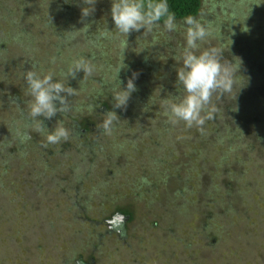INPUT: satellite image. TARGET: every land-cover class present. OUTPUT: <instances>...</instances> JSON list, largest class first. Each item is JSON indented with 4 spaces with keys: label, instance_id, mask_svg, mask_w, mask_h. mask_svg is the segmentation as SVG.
<instances>
[{
    "label": "rangeland",
    "instance_id": "obj_1",
    "mask_svg": "<svg viewBox=\"0 0 264 264\" xmlns=\"http://www.w3.org/2000/svg\"><path fill=\"white\" fill-rule=\"evenodd\" d=\"M60 1L0 0V43L7 50L0 56L6 60H0V264H80L79 256L85 264H264V131H258L262 141L248 134L245 139L230 138V131L221 128L235 119L240 129L242 120L225 107L219 112L221 136L214 135L213 119L205 122L203 131L183 124L174 127L161 106L162 99L182 95L175 93V70L180 67L175 58L186 45L187 26L169 33L159 25L149 35L142 29L126 37L115 30L112 0H97L95 12L84 19L82 0ZM196 19L212 33L201 50L222 47L227 59L241 65L234 101L239 94L257 101L247 118L255 116L251 124L264 123V0H202ZM168 43L178 46L173 72L166 67L172 56ZM81 57L91 61L93 74L83 77L81 71L75 79H64ZM123 64L121 87L136 72L137 91L126 109H116V71ZM32 67L40 75L55 73V79L77 90L65 113L70 117L88 115L91 98L109 95L110 110L119 117L111 134H105L99 122L100 129L98 125V130L78 137L72 121L63 118L68 140L45 147L46 133L60 115L41 118L48 128L44 132L28 117L24 75ZM219 103L225 106L227 101ZM97 113L103 121L105 113ZM20 132L28 141L18 143ZM92 137L96 143H89ZM65 143L70 144L67 150ZM96 144L100 148H94ZM212 144L225 152L213 151ZM49 145L64 153L49 157ZM156 162L169 191L162 190L147 208L144 199L135 197L132 180L158 182L152 181L156 172L146 174ZM220 180L236 195L231 191L221 196ZM215 192L224 199L209 200ZM119 197L121 202L138 200L132 201L138 204L134 218L124 228L107 232L103 222L114 214L121 202L113 200ZM195 198L215 204L219 215L207 221L208 227L201 224L203 206L198 207ZM241 227L242 237L236 234ZM213 235L219 238L216 244Z\"/></svg>",
    "mask_w": 264,
    "mask_h": 264
},
{
    "label": "clouds",
    "instance_id": "obj_2",
    "mask_svg": "<svg viewBox=\"0 0 264 264\" xmlns=\"http://www.w3.org/2000/svg\"><path fill=\"white\" fill-rule=\"evenodd\" d=\"M82 19L91 16L95 12L97 0H82ZM111 18L117 33L128 37L132 32H140L149 35L154 28L159 27L163 19V27L173 33L177 30L175 15L169 11L166 0H112ZM186 27V45L179 50L175 58L180 67L176 68V84L182 89V95L173 99H162L161 106L164 109L167 121L172 126L183 124L191 129L196 127L203 131L206 121L214 119L218 111L217 103L225 96H232L237 84V73L241 65L229 60L224 55V49L217 46H208L201 50V44L207 43L212 35L204 24L195 17L189 16L184 20ZM86 26V25H85ZM55 63V58L52 59ZM125 65L117 68L116 77L119 82V90L114 91L113 108L126 109L131 94L137 91L134 83L138 73L133 72L127 79L125 87H121L122 81L118 76ZM83 77L93 74L94 66L91 61L81 57L73 62L64 79H75L79 72ZM24 80L27 86L28 117L36 123L38 132H44L47 127L43 120H51L59 113H67L71 110L69 98L76 95L77 90L65 85L61 80L55 79V73L48 72L40 75L34 68L26 71ZM94 107L90 111H94ZM119 120L116 111L109 110L104 114L101 129L105 134H111L112 126ZM69 130L63 126L62 120H57L54 128L46 133L48 144H58L67 141Z\"/></svg>",
    "mask_w": 264,
    "mask_h": 264
},
{
    "label": "trees",
    "instance_id": "obj_3",
    "mask_svg": "<svg viewBox=\"0 0 264 264\" xmlns=\"http://www.w3.org/2000/svg\"><path fill=\"white\" fill-rule=\"evenodd\" d=\"M60 2L63 3L64 1L61 0ZM144 2L147 3V0H144ZM153 2H158V0H153ZM166 2L168 4L169 11L175 15L176 23L178 25V28L177 29H179V27L180 28L183 27L184 20L187 17L192 16V17H195L196 18L197 15L200 12L201 7H202V0H166ZM66 5L67 4H65V6ZM51 9H52V11H55V10H53V5H52ZM68 10H69V8H68ZM159 25H163V19L159 22ZM176 31L179 32V30H176ZM164 44H166V43L163 42L161 45L163 46ZM1 46H2V43H0V56L2 54H5L6 51H7L5 48H3V50H2L1 49ZM165 47L168 49V52L170 54H172L171 60H169L167 62L166 67L168 68V70H170L171 72H173L174 71V68H176V66H177V64L173 63V57L176 56V54H178V53H176V51L178 49V46L168 43L167 45H165ZM179 48L182 49V47H179ZM0 60H1V62L3 64H6V62L4 61V59H0ZM0 73H4L3 70L0 71ZM174 80H175V88H176L175 93H177V91H178V93L180 92V94H182L181 93V90H179V89H181L180 86L178 84H176V78ZM170 90H172V89H170ZM102 97H103V99H106V100H102L101 101V100L98 99V97L97 98H91V100H93L94 102L93 103H90V105H88L87 107H88V110L89 111H90V108H93V107H94L95 110L94 111H90V113L88 115L78 114V115H76V117L72 116L73 117L72 118V117L66 115L65 113H63L61 115L59 114L60 117L58 118V121L59 120H62V122H63V118H65L67 120L70 119L72 122L75 121L76 124L81 129H83V130L86 131L85 134L91 133V131H93L94 129L95 130H98V129H96V127L98 125H99V129H100V123L99 122L102 123V121L100 119H98L99 114L97 113V111H98L99 106L98 105H95V100H98L100 102L99 104L101 105V107L104 108V111H103L104 113H106L107 111L110 110L109 105H110V102L112 100L111 97L109 95H107V94H104L103 96H101V98ZM249 97H252V96L249 95ZM247 99H249V98L246 95L239 94L236 101H234L233 96H225L223 98V100L227 101V104L225 106H222V104H220L218 102L220 106L218 107V111L214 114V119H213V121L215 122V127L212 129L213 132H214V135H215V133H216V135H220L221 134V130L219 129V127L221 125H219V122L222 121V118L220 119L221 115H220L219 112L221 111V108L225 107V111H228V112H230V111H237V113H238L237 118H241L240 120H242L240 122V129L238 127L239 126V122L236 121L235 119H233L231 121V124H229V126H223L221 128V129L224 130V132H227V134L230 131V134H228V135H230L229 136L230 138L238 136L239 138L245 139V137H243V135L245 136V135L248 134V136L250 135L253 138H255L256 140H258V139L261 138L260 140L262 141V138L263 137H262V135L260 133H258V131H264V123L263 122H260V120L256 124H251L250 123L251 121L249 119L252 118V120H253V118L255 116H251L248 119L247 118V115H249L250 109L251 110H254V106H253V104H251V103H254V99H250L249 101ZM69 103H70V101H69ZM254 104L259 105L257 103V101ZM74 108L78 110L79 107L76 106ZM261 111H263V110L260 107L258 109V112L260 113ZM256 127H258V130H256L257 129ZM259 128H261V129H259ZM250 129H255V130L250 131ZM247 130H249V131H247ZM208 133H210V132H208ZM71 140H74V139H71ZM74 141L76 142V140H74ZM91 141L93 143H96V142H94L95 140H94L93 137L89 141V143ZM19 143H22L21 140H20ZM68 144L69 143L62 144L63 146H65L64 147L65 150H67L69 148V145L70 144L69 145ZM81 145L84 146V144H82V143H81ZM212 145L214 147L213 148V151L225 152L224 150H221L217 145H215V144H212ZM214 145L217 146V148H215ZM96 146H97V144L94 146V148ZM97 147H99V145ZM53 148L54 147H51L49 145V147L47 149L50 150V151H54ZM99 148H97V149H99ZM97 149L95 150V152L97 151ZM227 155L228 154H227V151H226V155L223 157V159L221 161L222 163L227 158ZM38 160H40V159H38ZM117 166L119 167L118 164H117ZM117 170H119V169H117ZM160 171L161 170L159 169V165L156 162L155 167L152 166L151 167V170L148 171V172H146V174H148L149 177L155 176V172L157 173V175L154 177V179L152 181H155L157 178H159L158 179V182L155 181V183H152V184H148L146 182V179H144V177H141V181L140 182H137V180L136 181L134 180V182H133V180H132V183L135 185V189H136V195H135V197H138L139 196L142 200L144 199L145 201H144L143 205L145 204V206H147V208H150V204H149V201L150 200H153L154 202L157 201L158 195L160 194V192L162 190L169 191L168 190V184H169L168 182L169 181L164 177L163 172H160ZM112 172H113V169H111L109 171V173H112ZM223 172H224V170H223ZM221 185H222V188H221L222 195L221 196H226L227 194H232L231 191H233V193L236 195V191L235 190H232L233 188L231 189V186H230L229 183H227L224 180H222L221 181ZM151 187H153L154 190H152V189L150 190ZM219 191H220V189H219ZM217 193L218 192H215V193L211 194L209 200L217 201L216 198L221 197V196H218ZM169 194H170V192H169ZM145 195H147L148 198H145L146 197ZM117 196H120V195H117ZM221 198H222V200L224 199L223 197H221ZM195 199H198V198H195ZM133 200H137V199L136 198H134V199H128V200L126 199L125 201L123 199V201L121 202V197H119V198L113 200L114 204H116V202L117 203H120L121 202L120 204L117 205V207H116L117 209H115L114 212H117L120 215H122L124 220L122 222L117 221V220L112 221V215L113 214L110 217L108 216L104 220L103 224L105 226H107V223H109V221L111 223H109V226H107L108 229L106 227L105 231L111 232L113 230H120L121 227L122 228L125 227L126 222L127 223L130 222L134 218V216L132 214V210H135L134 208L138 204H135L136 202L134 204H132V201ZM137 202H138V200H137ZM198 203H199L198 207L201 206V205L203 206L201 208V216H202V218L201 217L200 218H201V221H202L201 224L206 227L207 226V223L209 221H211V218L212 217H215V216L217 217L219 214L217 212H215V210L213 209L214 206H215V204L210 203L208 200L206 201V200L198 199ZM244 203L246 204V206H249V203H247L246 200L244 201ZM227 208H228V206L226 207V210L225 211H228L230 207L228 209ZM158 209H160V208H158ZM206 209H207V213L203 214ZM213 221H214V219H213ZM214 222L217 224V227H215V230L214 231H215V233H217L216 231H218L219 232L218 234H220L221 228L219 226V222H218V220H216ZM197 224H198V222H197ZM210 224H211V222H210ZM241 229H244V228L241 227L240 230ZM242 233H243V230H241V232L237 230V233L236 234L238 236H241ZM213 236H212L211 240H212L213 243L216 244V242L219 240V238H217V235H215L214 237ZM243 243H245V242H242V241H239L238 242L239 245H242ZM210 244H212V243H210ZM214 247H216V246H214ZM239 249H241V248H239ZM244 250H245V248H244ZM77 261H79L80 264H85V262L82 260V257L81 256H79L77 258Z\"/></svg>",
    "mask_w": 264,
    "mask_h": 264
},
{
    "label": "flooded vegetation",
    "instance_id": "obj_4",
    "mask_svg": "<svg viewBox=\"0 0 264 264\" xmlns=\"http://www.w3.org/2000/svg\"><path fill=\"white\" fill-rule=\"evenodd\" d=\"M67 8V7H66ZM2 47V46H1ZM2 50H3V48H1ZM3 55V54H2ZM1 58V57H0ZM12 59H14V61H17L16 60V57L14 58H12ZM5 62H6V60H5ZM97 81L99 82L100 81V79L98 78L97 79ZM101 96H103V95H98L97 97H98V99L100 100L101 99ZM96 97V98H97ZM110 98V97H109ZM99 101L98 100H95V105H99ZM99 110H102V111H104V108L103 107H101V105L99 106V108H98ZM73 124V129H74V134L75 135H77L78 137L81 135V134H85L86 133V131L85 130H83V129H81L77 124H76V122L75 121H73L72 122ZM14 131H16V128H14ZM21 133V137L19 138L20 140H23V141H28V137L27 136H25L24 135V132H20ZM20 140L18 141V143L20 142ZM83 146V145H82ZM65 146H63V148H64ZM65 149V148H64ZM53 150L54 151H48L47 152V155L49 156V157H55L58 153H61V154H63L64 153V150H61V151H59V152H57L56 150H55V148H53ZM48 160H50L46 155H45V162L47 163V161ZM114 220H117V221H120V222H122L124 219H123V216L122 215H120L119 213H117V212H114V214L112 215V221H114ZM109 223H111L110 221H109ZM109 223H107V226H109ZM122 224V223H121Z\"/></svg>",
    "mask_w": 264,
    "mask_h": 264
}]
</instances>
